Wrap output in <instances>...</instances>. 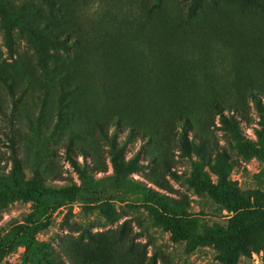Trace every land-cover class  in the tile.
<instances>
[{"label":"rangeland","instance_id":"rangeland-1","mask_svg":"<svg viewBox=\"0 0 264 264\" xmlns=\"http://www.w3.org/2000/svg\"><path fill=\"white\" fill-rule=\"evenodd\" d=\"M224 184L264 196V0H0V264H264Z\"/></svg>","mask_w":264,"mask_h":264},{"label":"trees","instance_id":"trees-1","mask_svg":"<svg viewBox=\"0 0 264 264\" xmlns=\"http://www.w3.org/2000/svg\"><path fill=\"white\" fill-rule=\"evenodd\" d=\"M12 164L13 168L18 169V162L15 157H12ZM223 186H226V184L222 185V191H229V194L233 197L235 202H248L249 197H252L254 200H260L262 197H264L258 192H242L237 188ZM209 194L216 200H218L220 197V194L214 188L209 189ZM262 211L263 210L260 211V214ZM261 215H263V213ZM163 223L165 224L166 228L171 231L174 240L186 239L190 247L197 244H209L212 240L219 241V243H221L224 248V258L229 263H232L238 256L246 255L254 250V247L250 249L252 246V241L250 237L251 229L249 226H230L228 228H221L217 225H213L210 229L206 230V234L204 236H201L183 233L179 229H175L167 221H163Z\"/></svg>","mask_w":264,"mask_h":264}]
</instances>
